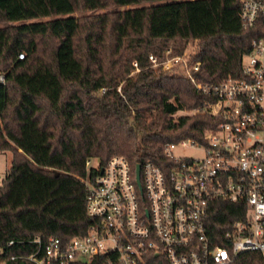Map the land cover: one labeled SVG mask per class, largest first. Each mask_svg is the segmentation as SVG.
<instances>
[{
  "label": "trees",
  "instance_id": "obj_1",
  "mask_svg": "<svg viewBox=\"0 0 264 264\" xmlns=\"http://www.w3.org/2000/svg\"><path fill=\"white\" fill-rule=\"evenodd\" d=\"M242 4L0 0V152L12 153L0 186L4 257L29 256L38 248L31 243L36 237L66 245L86 236L95 222L86 212V181L111 158L123 156L133 168L149 160L165 167L167 143L203 142L216 118L199 112L175 116L203 110L212 100L187 78L153 67L149 56L162 61L168 49L183 55L193 41L198 81L240 78L243 57L264 38V15L244 27ZM87 12L94 14L76 15ZM90 159L99 161L98 170L87 169ZM245 213L243 204L213 202L206 219L211 243L227 246L225 233ZM232 264H263V258L247 252Z\"/></svg>",
  "mask_w": 264,
  "mask_h": 264
},
{
  "label": "built area",
  "instance_id": "obj_2",
  "mask_svg": "<svg viewBox=\"0 0 264 264\" xmlns=\"http://www.w3.org/2000/svg\"><path fill=\"white\" fill-rule=\"evenodd\" d=\"M264 15V3L243 0L241 20L254 27ZM153 67L187 78L212 101L203 110L218 120L203 142L190 138L167 143L165 167L153 161L133 168L123 156L109 160L101 173L86 181L87 215L95 222L84 237L64 245L52 237L29 256H5L0 264H85L102 258L105 264H232L243 253L257 252L264 264V38L255 40L242 60V76L219 84H204L195 73L200 62L190 54L173 56L171 49ZM138 66V62L134 64ZM0 77V82H3ZM197 150L200 156L178 157L177 150ZM86 163L88 170L99 169ZM246 206L242 220L225 233L227 246H214L206 219L213 202ZM12 244V243H11ZM24 264V263H23Z\"/></svg>",
  "mask_w": 264,
  "mask_h": 264
},
{
  "label": "rangeland",
  "instance_id": "obj_3",
  "mask_svg": "<svg viewBox=\"0 0 264 264\" xmlns=\"http://www.w3.org/2000/svg\"><path fill=\"white\" fill-rule=\"evenodd\" d=\"M124 8H119V10H122ZM100 12H106L104 11H99L96 13H100ZM94 14L93 12H87V13H83V14H76L77 16H81V15H92ZM48 19V18H47ZM197 47V43L196 42H189L187 45V49L186 52H188L189 54L194 52L196 50ZM138 71H134L131 76L135 77V74ZM173 72V71H172ZM175 73V72H174ZM192 114L190 112H180L178 113L175 118L181 116V115H189ZM176 155L178 157H190V156H200L201 153L197 150H192V149H187V150H177L176 151ZM11 161H12V153L9 151H4V152H0V186L2 185V181L6 176L7 171L9 170V168L11 167ZM99 165V161L97 159H93L92 160V166L97 167Z\"/></svg>",
  "mask_w": 264,
  "mask_h": 264
},
{
  "label": "water",
  "instance_id": "obj_4",
  "mask_svg": "<svg viewBox=\"0 0 264 264\" xmlns=\"http://www.w3.org/2000/svg\"><path fill=\"white\" fill-rule=\"evenodd\" d=\"M139 176H140V165H137V178L139 180Z\"/></svg>",
  "mask_w": 264,
  "mask_h": 264
}]
</instances>
